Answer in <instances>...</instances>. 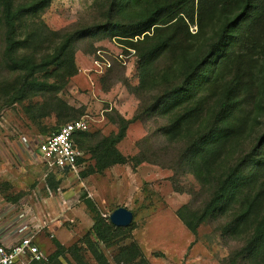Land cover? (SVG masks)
I'll list each match as a JSON object with an SVG mask.
<instances>
[{
	"label": "rangeland",
	"instance_id": "rangeland-1",
	"mask_svg": "<svg viewBox=\"0 0 264 264\" xmlns=\"http://www.w3.org/2000/svg\"><path fill=\"white\" fill-rule=\"evenodd\" d=\"M109 9L113 22H126L144 12L145 1H130L118 7V0H53L44 9L18 20L17 28L21 37L40 27L73 32L105 24ZM188 31L191 36L187 41L166 51L146 72L140 66L139 56L150 42H140L143 36L137 38L135 55L127 66L115 59L119 52L126 53L116 46L121 41L103 33L80 39L73 47L77 73L61 85L54 97L42 94L34 86L24 91L28 75L7 71L0 28L1 238L17 240L39 230L34 240L50 256L56 240L65 249L76 246L86 264H97L83 238L91 230L96 214L107 220L113 210L124 207L133 214L130 225L117 228L111 243H99L110 264H115L114 257H120V250L130 245L138 247L148 264H249L241 254L248 240L244 234L245 237L239 238L223 237V221H206L193 235L179 217L202 212L213 192L208 193L188 173L180 158L185 144L169 142L164 135L173 115L165 114L156 105L158 97L166 95L172 85L182 80L187 64L183 52L194 53L208 42L211 33L207 27L205 38L197 36L196 22L188 25ZM151 35L152 32L147 36ZM99 49L109 53L111 63L103 72L92 63ZM45 53L50 54V49ZM165 70L167 74L163 73ZM48 71H53L49 83L62 73L56 66ZM54 71L58 73L55 75ZM205 71L209 77L214 71L217 80L209 88L216 87V95L234 81L241 100L238 116L256 126L253 135L240 144L233 156L239 158L252 149L251 140L254 142L257 134L264 133V114L261 117L257 108L264 100L262 96L259 103L253 100L258 95L255 72L237 63L227 64L220 69V75L214 64ZM143 77L148 79L146 84ZM33 79L42 80V74L34 75ZM52 98L60 100L63 106L57 108ZM77 119H84L88 125L80 172L62 173L49 168L37 156L38 143L62 124ZM122 119L129 124L116 148L126 158V164L91 171L95 163L93 140L116 134ZM260 150L264 153V148ZM233 163L234 159H229V164ZM249 168L250 165L243 171ZM90 238L95 240L93 236ZM63 258L62 264H73L70 253Z\"/></svg>",
	"mask_w": 264,
	"mask_h": 264
},
{
	"label": "trees",
	"instance_id": "trees-1",
	"mask_svg": "<svg viewBox=\"0 0 264 264\" xmlns=\"http://www.w3.org/2000/svg\"><path fill=\"white\" fill-rule=\"evenodd\" d=\"M51 1L16 3L15 0H0V28L3 30L7 71L28 75L27 81L24 79V91L34 86L42 94L54 97L61 85L77 73L73 47L80 39L94 38L103 33L135 49L138 40H132L143 36L140 42H150L139 56L140 66L146 72V68L151 67L166 51L187 41V37L191 36L188 25L196 22L198 31L195 34L203 38L206 28L210 29L209 40L204 46L194 50V53L183 52L182 58L187 64L182 80L156 101L165 114L173 115L164 128L168 141L185 144L180 161L186 165L188 173L203 188H207L208 193L213 191L202 212L189 214L186 218L179 217L193 235L201 223L223 221V237H248L241 249L242 257L249 264H264V153L260 150L264 148V133L257 134L254 142L251 140L254 146L248 153L239 158L233 157L240 144L253 135L256 126L238 116L241 100L234 81L216 95V87L209 88L216 79L214 71L211 77L205 71L213 64L218 75L221 74L220 69L229 63L245 66L255 72L258 82V95L253 100L259 103L260 96L264 100V0H118V7L130 1H145V10L132 20L113 22L112 9H109L103 25L73 32L40 27L21 37L17 21L44 9ZM150 32L152 35L147 36ZM49 49L51 53H45ZM237 50L241 52L236 53ZM53 66L62 73L54 76L55 82L49 83L53 71L48 69ZM167 71L163 73L167 74ZM54 72L55 75L58 73ZM38 73L43 79L31 80ZM153 80L152 83H155L156 78ZM142 81L146 84L147 77H143ZM52 99L57 102V108L63 106L57 98ZM257 108L262 117L264 103H259ZM128 124V120L122 119L116 134L93 140L92 158L95 163L91 171L101 172L113 165L126 164V158L116 145L125 137ZM87 136V132L75 136L82 152L83 140ZM229 159H234V163L229 164ZM248 165L250 168L244 172ZM94 219L83 242L97 264H110L99 243H111L113 233L119 229L98 214ZM54 245L55 251L49 256V264H62L60 259L65 253L71 254L73 264H86L76 246L65 249L56 240ZM119 255L114 257L115 264H148L136 245L122 248Z\"/></svg>",
	"mask_w": 264,
	"mask_h": 264
},
{
	"label": "built area",
	"instance_id": "built-area-1",
	"mask_svg": "<svg viewBox=\"0 0 264 264\" xmlns=\"http://www.w3.org/2000/svg\"><path fill=\"white\" fill-rule=\"evenodd\" d=\"M137 38L135 37L132 41H136ZM115 39L118 40V38ZM116 46L124 49L126 53L119 52L115 59L122 66H127L129 60L135 55L134 49L123 43ZM108 56L109 53L104 50L96 51L92 63L99 72L111 67ZM86 131H88V125L84 119L61 125L58 130L47 134L38 143L37 156L51 169L62 173L78 174L84 164V154L78 147L75 136ZM37 233L39 230L17 240L0 237V264H49L50 255L45 253L34 240Z\"/></svg>",
	"mask_w": 264,
	"mask_h": 264
},
{
	"label": "water",
	"instance_id": "water-1",
	"mask_svg": "<svg viewBox=\"0 0 264 264\" xmlns=\"http://www.w3.org/2000/svg\"><path fill=\"white\" fill-rule=\"evenodd\" d=\"M133 219V214L131 211L124 207H119L113 210L108 215V221L111 225L116 228H124L130 225Z\"/></svg>",
	"mask_w": 264,
	"mask_h": 264
}]
</instances>
